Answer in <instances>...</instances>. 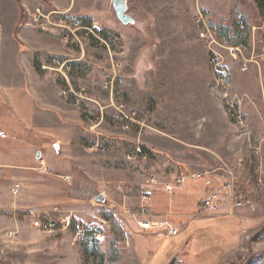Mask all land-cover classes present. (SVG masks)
Returning <instances> with one entry per match:
<instances>
[{
    "label": "rangeland",
    "instance_id": "374dc122",
    "mask_svg": "<svg viewBox=\"0 0 264 264\" xmlns=\"http://www.w3.org/2000/svg\"><path fill=\"white\" fill-rule=\"evenodd\" d=\"M113 1L0 0V148H14L18 128L44 140L24 147L30 164L15 159L20 193L0 204V264H258L264 0H123L127 25ZM31 74L55 84L42 123L52 137L34 133ZM211 196L217 209L200 210ZM164 219L178 236L137 225Z\"/></svg>",
    "mask_w": 264,
    "mask_h": 264
},
{
    "label": "crops",
    "instance_id": "0c3cea01",
    "mask_svg": "<svg viewBox=\"0 0 264 264\" xmlns=\"http://www.w3.org/2000/svg\"><path fill=\"white\" fill-rule=\"evenodd\" d=\"M1 35H2V32L0 31V37ZM19 39L20 41H22L21 43H23V38H21V33H20ZM28 79L29 80L31 79L32 85L30 89L32 91V95L37 99V105H38L37 110H36V115L38 119H36V122L34 123V129H33L34 133L36 134V136L45 134L47 137H52V135H54L53 133V130L55 128L54 125L52 124L51 127L46 126V125L42 126V123L44 122L46 123L47 121H48L47 123H49V119L47 116H45L44 112H48V110L50 112L54 109L53 104L55 103V99H56L55 84L53 82L49 83L47 81H44L45 80L44 76H38L37 74L36 75L31 74L30 76L28 75ZM5 97L7 98L6 94H5ZM22 105L20 106L18 105L17 107L21 108L20 112L24 114L25 109H22V108H25V105L24 104ZM0 107H1V104H0ZM17 119L19 122L23 123L22 118H17ZM0 129L6 132L4 127L1 125H0ZM14 130H15L16 135L20 136V139L18 140L15 138L11 139V146L13 147L14 145V148H11V149L8 148L7 150H3L2 148H0V169L2 170V175L0 176V179L2 180L0 182V204L2 206L12 205L9 194L13 196L11 192L13 188L12 182L16 178L15 176L16 171L14 169H15V164L18 162L15 159H17V157L19 156H22L23 159L25 160L24 162H27L29 164L31 163L30 149L29 148L24 149V147H30V144H33L34 142H32L28 138V134L23 128H18ZM36 140H40V142L36 141V144H33V145H39V146L40 144L44 145L42 144L44 142L43 139L36 138ZM24 142H27V144ZM33 156L35 158V155ZM21 168L23 170L30 169L29 167H21ZM23 174L25 175L26 173L23 172Z\"/></svg>",
    "mask_w": 264,
    "mask_h": 264
},
{
    "label": "built area",
    "instance_id": "2783aa9c",
    "mask_svg": "<svg viewBox=\"0 0 264 264\" xmlns=\"http://www.w3.org/2000/svg\"><path fill=\"white\" fill-rule=\"evenodd\" d=\"M125 128L127 129L128 127L125 126ZM6 139H8V134L2 129H0V140H6ZM39 165L40 166L38 170H42L43 173L48 172V169L45 166L43 161H40ZM1 175H2V170L0 169V176ZM186 179H187L186 176H182L180 179L177 180V182L184 184ZM169 190L170 189H168V191L166 192H171ZM11 192L13 196H17L20 193L19 185H14ZM236 206H240V204L238 203L236 204ZM199 208L200 210L204 212L215 211L217 207L214 204V197L211 196V197L205 198L201 202ZM68 225H69V222H65L63 225L64 229H67ZM137 225H138L139 230L142 232H150V233L158 234V236H162L165 238L175 237L180 233L178 226L171 224L167 219H164L161 221H148V220L143 221V222L138 221ZM50 227L53 228L54 225H50ZM87 231L92 233L96 240L103 241L104 238L101 235H99V233L95 229L88 228Z\"/></svg>",
    "mask_w": 264,
    "mask_h": 264
},
{
    "label": "water",
    "instance_id": "95a60500",
    "mask_svg": "<svg viewBox=\"0 0 264 264\" xmlns=\"http://www.w3.org/2000/svg\"><path fill=\"white\" fill-rule=\"evenodd\" d=\"M112 5H113V9L115 11V15H116L117 19L122 24H124V25L134 24V20L126 14L127 5L123 0H114ZM53 148L56 152L57 157L59 158L61 156L60 144L59 143L53 144ZM35 158L37 160L40 159V153L39 152H37ZM93 201L96 204H99L101 206H109L110 205L109 202L107 201V199L105 198V196L102 194H99L98 196L94 197Z\"/></svg>",
    "mask_w": 264,
    "mask_h": 264
},
{
    "label": "trees",
    "instance_id": "16d2710c",
    "mask_svg": "<svg viewBox=\"0 0 264 264\" xmlns=\"http://www.w3.org/2000/svg\"><path fill=\"white\" fill-rule=\"evenodd\" d=\"M232 43L234 44H237V39L236 38H232ZM106 217V220L107 222L110 224V227H111V231L113 232V234L116 236V237H119L121 235V230L119 228V224L118 222H116L115 220H113L111 217ZM179 235V234H178ZM177 235V236H178ZM176 237V236H175ZM170 238H173V237H170ZM101 250V248L99 249ZM253 253L251 252V255ZM252 259L257 262L258 264H264V254H253L252 255Z\"/></svg>",
    "mask_w": 264,
    "mask_h": 264
}]
</instances>
